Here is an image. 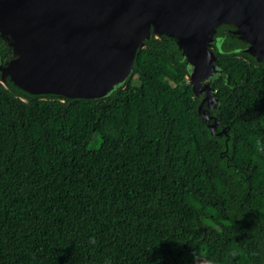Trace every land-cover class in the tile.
Masks as SVG:
<instances>
[{
  "label": "trees",
  "instance_id": "obj_1",
  "mask_svg": "<svg viewBox=\"0 0 264 264\" xmlns=\"http://www.w3.org/2000/svg\"><path fill=\"white\" fill-rule=\"evenodd\" d=\"M241 45L215 50L222 136L171 39L107 98L0 81V264H264V62Z\"/></svg>",
  "mask_w": 264,
  "mask_h": 264
},
{
  "label": "water",
  "instance_id": "obj_2",
  "mask_svg": "<svg viewBox=\"0 0 264 264\" xmlns=\"http://www.w3.org/2000/svg\"><path fill=\"white\" fill-rule=\"evenodd\" d=\"M153 37L176 43L203 123L228 134L214 85L228 75L215 50L235 37L232 52L264 62V0H0V38L12 50L7 60L0 52V81L34 96L107 98L127 87Z\"/></svg>",
  "mask_w": 264,
  "mask_h": 264
},
{
  "label": "rangeland",
  "instance_id": "obj_3",
  "mask_svg": "<svg viewBox=\"0 0 264 264\" xmlns=\"http://www.w3.org/2000/svg\"><path fill=\"white\" fill-rule=\"evenodd\" d=\"M53 78L57 80V85H58V87H59V85L62 84V82H63L64 80H66V76L63 75V74H61V75H60V74H58V75H54ZM78 89H81V88H80V85H78V86H71V87H70V91H71V92H75V91H77ZM110 91H111V90H109L106 94H108ZM102 93H105V92H102ZM213 106H217V103L215 102V103L213 104Z\"/></svg>",
  "mask_w": 264,
  "mask_h": 264
},
{
  "label": "clouds",
  "instance_id": "obj_4",
  "mask_svg": "<svg viewBox=\"0 0 264 264\" xmlns=\"http://www.w3.org/2000/svg\"><path fill=\"white\" fill-rule=\"evenodd\" d=\"M90 242H91V243H95V239L92 238V239L90 240Z\"/></svg>",
  "mask_w": 264,
  "mask_h": 264
}]
</instances>
